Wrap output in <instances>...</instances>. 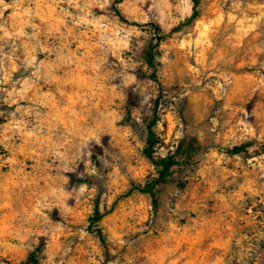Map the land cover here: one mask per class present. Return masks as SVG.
<instances>
[{
  "label": "rangeland",
  "instance_id": "1",
  "mask_svg": "<svg viewBox=\"0 0 264 264\" xmlns=\"http://www.w3.org/2000/svg\"><path fill=\"white\" fill-rule=\"evenodd\" d=\"M193 7L0 0V264H264V0Z\"/></svg>",
  "mask_w": 264,
  "mask_h": 264
},
{
  "label": "trees",
  "instance_id": "2",
  "mask_svg": "<svg viewBox=\"0 0 264 264\" xmlns=\"http://www.w3.org/2000/svg\"><path fill=\"white\" fill-rule=\"evenodd\" d=\"M199 3H200V0H194V7H193V10L194 11H193V14L184 23H182L181 25L186 24V23H189L192 19H194L198 15L197 7H198ZM118 14L127 23H130V24H133V25H136V26H142V23L139 22V21H130L129 19H126V17L122 13H120V11H118ZM150 25L154 29L155 36H156V43H155L154 46H152L150 48L147 56H148L149 61H152L153 62L154 59H155V54H156L155 53V50H156L157 46L161 42L165 41L168 38L169 35L163 31L162 27L158 23L153 22V23H150ZM152 137H153V133L151 132L150 133V137L148 138V144H149V147L150 148L154 146L153 138ZM245 146H246V144H243L241 146H236L233 149H231V152L232 153H240V152H243ZM163 160L165 162H168V159L167 158H165ZM102 217H103V215L97 212V214L95 215L94 219L91 221V226L94 223H97L98 221H100ZM97 234L100 237V239L102 240V242L104 243L105 248L108 251L106 238L104 237L102 231L101 230H98Z\"/></svg>",
  "mask_w": 264,
  "mask_h": 264
}]
</instances>
